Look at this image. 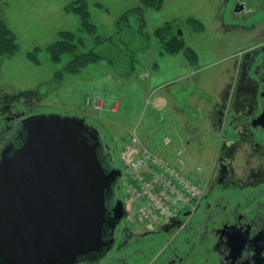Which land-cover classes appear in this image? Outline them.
Returning <instances> with one entry per match:
<instances>
[{"label": "rangeland", "instance_id": "obj_1", "mask_svg": "<svg viewBox=\"0 0 264 264\" xmlns=\"http://www.w3.org/2000/svg\"><path fill=\"white\" fill-rule=\"evenodd\" d=\"M75 1L0 0V21L12 32L18 47L14 56H0L1 91L9 96L26 95L28 99L18 96V105L25 101L32 103L30 108L36 115L85 118L117 152L133 130L143 145L164 155L185 147L194 133L191 127L198 126L203 131L210 128V108L214 100L219 103L224 84L220 83V75L226 81L227 67L216 63L224 57L219 53L227 52L226 43L220 40L224 35L214 19L217 0H162L159 10H146L145 32L151 43L149 51L138 54L140 63L135 65L131 77H124L114 49L110 46L105 52L107 47L102 45L99 51L104 59L59 80L57 73L71 56L63 55L55 64L47 49L61 40L62 33L71 34L75 43L82 42L77 53L89 52L98 39L115 36L118 20L138 5V0H83L88 23L94 26L90 34L83 28L80 16L70 10ZM167 23L174 25L173 32L184 41L185 49L197 56L196 63L190 64L191 71L184 66L183 58L189 61L183 52L175 56L161 55L153 35ZM130 24L136 26V20L132 19ZM214 43H218L214 49L217 54L211 48ZM183 74L185 77L181 78ZM197 79L201 80L200 87L211 91L210 95L193 84ZM94 97L102 100V110L87 102ZM203 136L200 140L207 141L209 137ZM165 137L172 139L171 146L163 145ZM196 151L190 145L183 152L185 174L192 181L197 180L193 174L196 167L205 168L207 164L206 158L197 156ZM209 151L207 147L205 156ZM118 162L121 168L119 159Z\"/></svg>", "mask_w": 264, "mask_h": 264}, {"label": "flooded vegetation", "instance_id": "obj_2", "mask_svg": "<svg viewBox=\"0 0 264 264\" xmlns=\"http://www.w3.org/2000/svg\"><path fill=\"white\" fill-rule=\"evenodd\" d=\"M214 19L227 45L216 62L227 65L226 83L210 108L208 140L193 136L185 145L206 158L193 171L200 197L158 224H130L120 175L106 194L103 247L75 264H264V0H217ZM16 95L0 90V158L22 146L23 122L35 114ZM98 142L104 170L121 172L117 149L99 131Z\"/></svg>", "mask_w": 264, "mask_h": 264}, {"label": "water", "instance_id": "obj_3", "mask_svg": "<svg viewBox=\"0 0 264 264\" xmlns=\"http://www.w3.org/2000/svg\"><path fill=\"white\" fill-rule=\"evenodd\" d=\"M22 129V146L0 158V264H75L104 245L120 172L104 170L85 118L38 114Z\"/></svg>", "mask_w": 264, "mask_h": 264}, {"label": "built area", "instance_id": "obj_4", "mask_svg": "<svg viewBox=\"0 0 264 264\" xmlns=\"http://www.w3.org/2000/svg\"><path fill=\"white\" fill-rule=\"evenodd\" d=\"M92 99L87 102L102 110V100ZM162 143L169 147L172 139L165 137ZM183 152L180 149L156 154L140 142L135 130L130 132L128 141L118 150L128 223L158 224L171 216L175 207L200 197V184L185 174L187 165Z\"/></svg>", "mask_w": 264, "mask_h": 264}, {"label": "trees", "instance_id": "obj_5", "mask_svg": "<svg viewBox=\"0 0 264 264\" xmlns=\"http://www.w3.org/2000/svg\"><path fill=\"white\" fill-rule=\"evenodd\" d=\"M162 4V0H138V5L128 10L118 20L117 27L119 26V28L116 35L105 40L98 39L95 48L86 53H77L82 43L81 41L75 43L74 37L71 34L62 33L61 40L53 43L47 49L51 62L55 64L60 62L63 55L71 56L70 61L57 73V78L60 80L67 75L77 74L86 66L96 64L104 59V54L99 51L102 45L107 47L104 49L105 52L110 46L114 49L116 54L115 60L117 63L121 62L123 66L122 70L125 72L124 77H131L135 65L140 63L138 54L149 51L148 49L151 43L149 35L145 32V11L150 9L159 10ZM70 8V10L73 9L72 11L74 14L80 16L83 28L86 29L88 33H93L94 26L88 23V13L85 2L83 0H76ZM132 19L136 20L137 23L134 27L130 24ZM193 22L198 24L196 20ZM173 28V24L167 23L159 28L153 35V38L158 40L161 55L175 56L183 52L189 63L194 65L197 61V56H195L194 52L191 50L185 49L184 41L177 35L175 36L176 33L173 32ZM17 51L18 47L14 35L7 25L0 21V56L12 57Z\"/></svg>", "mask_w": 264, "mask_h": 264}, {"label": "crops", "instance_id": "obj_6", "mask_svg": "<svg viewBox=\"0 0 264 264\" xmlns=\"http://www.w3.org/2000/svg\"><path fill=\"white\" fill-rule=\"evenodd\" d=\"M183 61H184V66H186V70L189 69V70L191 71V70H192V68H191L192 66L190 65V63L187 62L184 58H183ZM208 67H209V66H208ZM208 67L206 66L205 68H208ZM190 74H191V73H190ZM217 75H218V74H217ZM218 76H219V75H218ZM180 77H181V78H182V77H185V75L183 74V75H181ZM200 83H201V80L197 79V80H194V83H193V84L198 85V87H199V89L202 91V93L208 92V89H207V88L200 87V85H201ZM220 83H224V84L226 83L225 81H223V75H220ZM224 84H223V85H224ZM163 85H164V84H163ZM223 85H222V87H223ZM201 86H202V85H201ZM222 87H221V89H223ZM202 88H204V89H202ZM199 89H198V90H199ZM221 89H220V92H221ZM201 101H202L203 103H206V102H205L206 100H204V99H201ZM194 127H195V126H194ZM190 130H192V128H190ZM203 135H205V136L207 135V136L209 137V133H208V130H207V129H205V131H203V132L200 133V134H199V133H197V134H196V133H193V136H198L199 138H200V137H204ZM193 136H190V138L193 137Z\"/></svg>", "mask_w": 264, "mask_h": 264}]
</instances>
